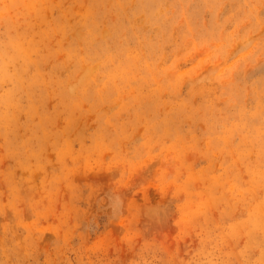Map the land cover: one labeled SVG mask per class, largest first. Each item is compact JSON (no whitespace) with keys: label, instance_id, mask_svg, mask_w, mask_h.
I'll return each instance as SVG.
<instances>
[{"label":"rangeland","instance_id":"374dc122","mask_svg":"<svg viewBox=\"0 0 264 264\" xmlns=\"http://www.w3.org/2000/svg\"><path fill=\"white\" fill-rule=\"evenodd\" d=\"M0 51V264H264V0H0Z\"/></svg>","mask_w":264,"mask_h":264},{"label":"bare ground","instance_id":"6f19581e","mask_svg":"<svg viewBox=\"0 0 264 264\" xmlns=\"http://www.w3.org/2000/svg\"><path fill=\"white\" fill-rule=\"evenodd\" d=\"M18 1H19V0H18ZM123 1H124V0H123ZM13 2H14V1H13ZM138 2H139V1H138ZM141 8H142V7H141ZM27 9H28V8H27ZM88 11H89V10H88ZM149 11H151V10H149ZM124 12H125V11H124ZM103 23H104V22H103ZM10 32H11V31H10ZM10 42H11V41H10ZM6 44H7V43H6ZM30 46H31V45H30ZM30 46H29V47H30ZM3 47H4V46H3ZM25 48H26V47H25ZM0 52H1V51H0ZM26 52H28V51H26ZM26 52H25V53H26ZM3 53H4V52H3ZM2 64H4V62H2ZM8 64H9V63H8ZM3 66H4V65H3ZM1 67H2V66H1ZM3 71H4V70H3ZM6 72H7V71H6ZM6 72H5V73H6ZM12 74H13V73H12ZM239 117H240V116H239ZM240 123H241V122H240ZM245 124H246V123H245ZM220 135H221V134H220ZM248 135H249V134H248ZM221 138H222V137H221ZM250 138H252V137H250ZM248 139H249V138H248ZM253 142H254V141H253ZM256 143H257V141H256ZM80 144H81V143H80ZM242 145H243V144H242ZM259 150H260V149H259ZM238 152H239V151H238ZM250 220H251V219H250ZM246 221H247V220H246ZM254 223H255V222H254ZM236 236H237V235H236ZM249 243H250V242H249Z\"/></svg>","mask_w":264,"mask_h":264}]
</instances>
